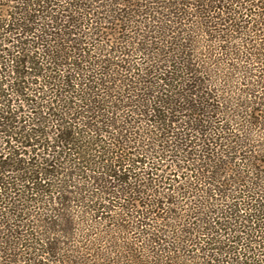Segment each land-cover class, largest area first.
I'll list each match as a JSON object with an SVG mask.
<instances>
[{
	"label": "trees",
	"instance_id": "1",
	"mask_svg": "<svg viewBox=\"0 0 264 264\" xmlns=\"http://www.w3.org/2000/svg\"><path fill=\"white\" fill-rule=\"evenodd\" d=\"M0 264H264V0H0Z\"/></svg>",
	"mask_w": 264,
	"mask_h": 264
}]
</instances>
